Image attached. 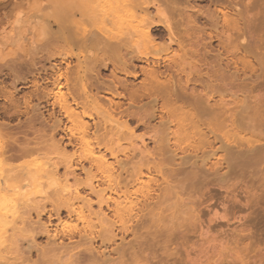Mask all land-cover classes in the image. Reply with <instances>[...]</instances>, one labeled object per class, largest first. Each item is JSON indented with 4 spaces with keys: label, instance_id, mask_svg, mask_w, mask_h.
<instances>
[{
    "label": "bare ground",
    "instance_id": "6f19581e",
    "mask_svg": "<svg viewBox=\"0 0 264 264\" xmlns=\"http://www.w3.org/2000/svg\"><path fill=\"white\" fill-rule=\"evenodd\" d=\"M108 1L101 2V6L90 12L100 22L121 27L118 35L111 34L110 28L101 35L97 32L82 36L75 32L67 35V40L75 49L87 53L88 49L95 48L90 57L87 58L89 53L86 55L85 62L79 60L80 54L85 56L82 51L77 54L73 51L54 52L50 56L60 57L67 67L72 57L78 60L72 71L66 69L61 72L58 69L53 83L57 90L50 92L55 96L52 108L58 107L59 112L74 126V129L73 126L66 129L67 143H64L63 137L56 140L62 119L55 117L50 134L45 130L38 131L33 139H27L26 143L34 142L36 147L25 145L21 151L19 144L20 150L10 156L11 159L21 158L41 150L44 143L50 142L52 149L63 158L54 164L45 180L43 176H34L32 171H26L27 174L19 170L23 178L20 174H6L9 170L2 167L6 151L0 148V258L3 255L5 259L8 258L5 264H179L181 260L175 259L171 247L181 238H187L188 243L189 234L193 233L194 236L191 230L196 226L198 228L197 220L206 212L201 210L203 205L196 200V194L202 191L200 188H210L208 182L216 176L220 181H227V185L230 179L226 175L233 170L234 164H238V168L239 165L254 167L256 164L259 167L264 160V138L258 137L264 135L260 133V128L264 126V113L258 108L261 102L257 103L258 106L253 104V97L248 101L255 106L244 102L246 105L242 106H246L245 109L240 107L242 116L252 118L250 124L249 118L242 117L245 122L248 121V125L243 127L244 121H240L241 114L237 111L240 119L237 124L242 122L241 127L235 122L231 125L229 119L237 115L235 110L239 105L235 107V99L232 110L230 100L218 101L215 98V94H220L221 98V92H224L223 97L227 92L224 85L230 84L227 83L230 76L226 74L229 61L224 54H219L220 51L212 56L211 50H207V39L202 37L204 30L196 32L200 26L195 14H204L201 9L197 11L191 5L196 0H150L146 6L143 4L146 2H143L140 11L144 15L138 23L123 14L129 9L127 5H121L120 0ZM233 2L237 4V0H210L215 6L221 5L215 10L223 14L226 24L230 23V17L228 9L226 11V6L223 8L222 5ZM252 4H249V8L254 7ZM216 13L206 15L212 24L219 19ZM57 27L61 29L60 24ZM133 35L139 38L133 39ZM174 47L178 48L179 53L174 52ZM47 51V48L41 50L44 53ZM175 54L176 58L173 56ZM110 65L113 67L112 78L105 80L102 70ZM120 75H124L125 79ZM140 76H143V80L139 85L127 80ZM62 78L69 90L66 95L61 91ZM240 89L244 90L245 87ZM50 93L45 94V99L51 98ZM25 103L30 106L29 101ZM252 106L253 114L250 112L249 116V112H246L244 115L245 111H252L249 110ZM229 108L232 114H229ZM31 109L34 113L40 111L39 104L31 106ZM91 112L98 115L103 113L106 119L89 123L85 118L92 119ZM236 118L232 119L236 121ZM156 119L159 125L154 126L148 134L154 146L148 149L144 139L146 135L134 137L135 129L151 128L152 121ZM229 122L232 130L225 131ZM134 123L136 127L132 125ZM237 126L241 129H236ZM2 129L3 125L0 124L1 145L6 137ZM257 130H260L259 133ZM90 134L95 136V147L89 151L90 165L86 167L84 162L87 161L75 151L68 155L66 148L78 147L86 142L84 139L89 138ZM122 140H127L129 148L117 151L116 146H121L118 142ZM136 140L142 141V146L137 147ZM185 143L187 145L182 147ZM95 148L98 155L94 154ZM222 152L225 154H219ZM120 153L124 159L120 158ZM215 156V160L210 162L211 157ZM225 165L226 171L223 173ZM242 166L240 168H244ZM60 167L64 169L62 176L59 175ZM248 171L253 172L254 168ZM254 175L260 176L258 173ZM145 178L148 179L147 184L144 183ZM205 181L208 186L203 184ZM149 182H153L154 186ZM220 218L228 220L224 215ZM211 219L209 222L213 221ZM38 239L44 240V245L37 243Z\"/></svg>",
    "mask_w": 264,
    "mask_h": 264
},
{
    "label": "rangeland",
    "instance_id": "374dc122",
    "mask_svg": "<svg viewBox=\"0 0 264 264\" xmlns=\"http://www.w3.org/2000/svg\"><path fill=\"white\" fill-rule=\"evenodd\" d=\"M106 1L105 0L102 1L101 0H0V122H1L0 124L3 125L2 130H4V132L6 133V137L4 136L5 139L3 138L1 142L3 145L0 144V148L3 147L2 150L6 151L5 158L3 157V166L1 165L2 163L0 164V166L4 167L3 168L4 170H6V168L9 170V172H7L6 174L10 173L8 175L16 176L18 174L22 175V173H27V172L30 173L32 171V173H34V176L37 177L43 176V180H45L46 174L47 173L50 174L49 171L53 169L54 164L58 163L63 158V156L58 155L56 151L52 149L53 147L50 145L51 144L50 142L44 143L41 147L42 149L38 150L37 152H33L34 154L31 153L26 156H21V158L18 159L17 158L11 159L10 156L12 153L14 154L16 153V151L18 152L20 150L18 147L19 144L20 147H22L21 151L23 150L25 145L27 146L30 145V147L31 146L34 147L35 146L34 142H30V144L26 142L27 139H33L38 131L42 132L43 130H45L47 134H50L52 132L51 127L53 125L55 117L57 119H62V125L61 128L58 130L56 140L60 139L61 137L65 138V133L67 131L66 129L73 126L72 123H70L64 117L63 113L59 112L60 110L58 107L52 108L51 103H53L54 101L53 99L55 98V96L53 95V93L50 92L52 91L56 92L55 90H57V88L54 86L53 83L55 82L54 80L57 78L56 75L58 69H61L62 70L61 72L63 71L65 72L66 69L72 71L75 69L78 60L75 57L74 58L70 57L71 59L68 60V62H70V66L67 67L65 63L61 62L60 57L55 56L56 58L55 57L50 58V56L54 52L62 53L66 51H73L75 54H77L82 51V49L78 50L71 46L70 41L67 40V35L69 34L78 33L76 35H79L80 33L81 35L79 36H82L86 34L91 35L93 32L94 33L97 32V34L99 33V35H101V33H103L105 29L110 28L112 31L111 34L118 35V32H121L122 29L121 27L119 26L117 27V25L112 26L110 24L100 22L98 19L93 18L90 12L91 9L101 6L102 5L101 2L107 3ZM109 1L112 2L113 0H109ZM120 1L119 2L121 3V5L125 4L127 5V7H129L127 12L126 13L123 12V14L126 15L127 18L135 19L136 23H138L139 18L144 15L140 11L141 4L143 2H146L143 3L144 6H146L148 1L150 0L147 1L120 0ZM257 1H259L260 3ZM249 4H252V6H254L253 7L254 9L249 8L251 7ZM191 5L195 6L197 8L196 9L197 11L198 9L199 11L201 9V13L205 14V15L204 14L200 15V13H197L195 15H197L198 17L197 21L199 20L197 22V25L200 26L199 28L198 27L196 28L197 30L196 32L199 33V30L200 31L204 30V32H202V37H204L205 40L207 39L206 42H208L209 45L207 50L209 49L211 50L212 56H215V54L217 55V53H219L220 51L219 54L221 55L224 54V56H226L229 61V68L228 69L226 68L227 73L226 72L225 73L228 74V76H230L228 77V81H227V83L230 84L226 85L225 83L224 85L220 83V85H224L225 88L227 87L226 89L227 92L224 90L227 94L225 93V96L223 97L222 95H224V92H221L222 94L221 98L219 97L220 94L219 96L218 94H215V98L216 100L222 99L220 101L230 100L229 102L232 104V105L230 104V107L232 106L234 107L235 104L233 99H235L236 101L235 103H237L235 107H237L238 105L239 106H238V110H235L236 112L234 111L235 114L237 115L236 116L232 115V118L233 119L234 117L238 118L239 114H241L240 115L241 120L239 118L238 119L236 118L237 120L234 121L235 119L233 120L232 118H229L233 120V122L230 120L231 125L234 122L237 124V122H239L238 120H240L242 122L244 121L245 125L243 126L242 122H240L241 125L239 123L237 125L241 127L242 126L245 127L246 125H248L246 123L248 122L247 119L249 117L242 116L243 110L241 111L240 107L245 103L247 105L249 104L257 105L259 101L261 103L262 102L264 103V72H263L264 71V65H263L264 64V0H249V1L243 0L242 2H240V0H237V4H235V2L231 4L230 3L223 4L222 7L224 8V6H226L225 7L226 11L228 9L227 11L228 18L230 17L229 24H226L224 22L223 14L215 10L220 8L221 5L215 6L210 3V0L192 1ZM246 9L248 12H246ZM151 11L153 13L155 12L153 9ZM117 12L119 13V11ZM213 12L214 13L217 12L216 16H218L219 18V19L216 18L217 20L215 19L216 20L215 23L213 21V24H215V26L211 23L212 21L208 19V17H206L207 14ZM59 24L62 30L59 27H57L59 26ZM58 28L60 30H58ZM242 34L243 37H241ZM210 37H211V42L209 41ZM137 38H139L137 37V35H133V39H137ZM43 48L48 49L47 53L41 52ZM174 48L176 50L178 49L177 47ZM88 50L87 53L82 51L85 56H82L83 54L79 55L80 61L85 62V59L90 57L91 53H94L95 48H91ZM176 50L174 52L179 53V51ZM173 56H175L176 58V54ZM33 59L35 60L34 63L32 62ZM171 59L173 60L174 57ZM251 63L254 66H252ZM250 65L253 67V69L249 68L251 67ZM261 65L263 66V68ZM53 68L55 70H53ZM112 69L113 67L110 65L109 68L102 70L103 73L102 78H104L105 80L107 78L108 80H111L112 75L110 77V74H112L113 71ZM235 69H237V71ZM256 75L259 76L257 77ZM120 76L122 79H125L124 75H120ZM243 77L244 78L247 77L248 79L246 78L245 80ZM127 80L129 82H133L134 84L139 85L143 80V76H140L137 79L127 78ZM183 80L182 82H184ZM242 81L245 82L244 83L245 85H243ZM238 82H240L241 84ZM61 83L63 84L61 87V91L64 92L66 95V93L69 90L68 88H66L67 86L65 85L64 78L61 79ZM224 86H222V88ZM237 86L239 89L237 88ZM241 86L245 87L244 89L246 91L245 93H242V91L244 92V90L240 89L242 88ZM231 87H233L234 89H232ZM47 92L50 93L51 95L50 99H45V94ZM249 95L252 96L249 97ZM249 98L250 99L252 98L251 102L253 104L249 102L250 101ZM26 101L30 102L29 107L26 105L25 103ZM261 103H258V105L260 106L258 108L260 110H263L262 113H264V104ZM38 104L40 111L34 113L31 109V106L33 107ZM253 106L250 107L249 110H252ZM233 107L231 108L232 110H234ZM245 107L246 106H244L243 108L245 109ZM231 109L229 114H232ZM237 111L239 112V114ZM246 112H249L247 113L249 116H250V112L251 114H253L252 113L253 110L245 111L243 114L245 115ZM230 116L231 115H229V117ZM92 117L94 118V119L92 118L93 120L91 118H85V120H88L89 123H94L96 121L98 122L101 119L102 120L106 119L105 118L106 115H104L103 113L102 115L101 114L98 115L93 112ZM242 117L247 118L246 119L247 122H245V119L243 118L244 119L243 120ZM249 121L250 122L248 123L251 124V119ZM152 122L153 123L151 124L152 125L151 128H147V129L142 127L139 129L136 128L134 134V137H140L146 135L144 139H145V143L150 147V148L148 147V149H151L154 146L153 142H151L150 139L148 138V134H150L149 132L153 130L154 126L157 127L159 125L158 119ZM230 122L227 123V125L229 124L230 128L227 127L228 129L226 130L224 129L225 131L229 129L230 131L232 130L230 126ZM236 124H234V127L236 126ZM132 125L135 127L137 126L135 123ZM31 126L33 129L30 128ZM238 126L236 129L240 130L241 128ZM234 127L232 126V128ZM72 128L74 129V126ZM261 128H260L261 131L257 130L256 132L259 133L258 131H260V133L262 132L264 133V126L262 129ZM224 130L223 132H225ZM91 134L89 136L92 137L93 139L90 137L89 138L86 137L87 139H84L86 140L87 145L86 142L84 141L83 143L81 142L82 144L79 145L78 147L72 148L71 146H69L66 148L67 151L66 153L68 155L73 154L75 151L76 154H78V156H80L84 161H87L86 163L84 162V165L86 167H89L90 165L88 158L91 157L90 155L91 153H89V151L93 147H95L93 145V143H95L94 140L95 136H91ZM258 137L264 138V135L261 134V136ZM90 140H92V142ZM67 141L68 140L65 138L64 143L66 144ZM16 143L18 144L15 146ZM118 143L121 144V146L119 147L116 146L117 151L121 150L122 152V148L125 147L129 148L128 147L129 143L127 142V140L126 141L124 140L123 142L119 141ZM136 143H137L136 144L137 147L142 146V141L136 140ZM88 144H90L91 147ZM218 144L220 145L219 141ZM218 144L217 146H219ZM186 145L187 144L185 143L182 145V147H185ZM46 146H48V149ZM13 147H15V149L17 148L18 150L17 149L15 150ZM97 151H98L97 148H95V153H94L95 155L97 154ZM219 154L224 155L225 153L222 152ZM199 155H202V153ZM216 157L217 156H215L214 158L211 157L210 162L214 161ZM120 158L124 159L121 153H120ZM259 164H261V162ZM237 165L238 164H234L233 170L229 172L228 176L226 175L227 179L228 180L230 179L227 185H226L227 181L225 180L220 181L219 176H216L217 178L213 176L215 177L216 179L215 180L211 175L213 180L212 179H210V181L209 179L207 180L209 181L208 183L210 184L209 186L210 188L204 187L205 189L204 191V189H202V187L200 186L201 187L200 189L203 192L199 189L201 192L200 193L198 192L199 196L198 194H196L197 195L196 200H199V204L203 205L201 210L203 211L205 210L207 213L204 211L205 213H202L204 215L203 216L201 215L200 218L201 220L200 219L197 220V222L199 221L198 228L196 229L197 227L196 226L194 230H191V232H194V236L192 235L193 233H190L188 236L190 237V239H188V243L190 242L193 243L188 244L186 241L187 238L186 240L181 238L176 243L177 246L174 245L171 247V249H173V253L175 254V259L178 261L179 260L182 261V262L179 261L180 263L182 264H264V160L262 161V164L259 167H257L258 166L257 164H256L257 166L255 165L256 167L255 166L253 167V165H247L246 167L239 165V168L241 166L244 167L239 169ZM223 167L224 168L222 169V172L224 173L226 171L225 168L226 165ZM236 167L237 169L235 170ZM250 168L252 169V171L253 168L254 171L257 169L258 170L257 172L250 171L253 174L252 175L249 171L247 172V169L251 170ZM261 169H263V172H261L262 171ZM19 170H21L22 173ZM240 171L243 175L241 173L240 174L238 173ZM63 173H64V169L60 167L59 175L62 176ZM257 173L260 176L254 175ZM27 174H24V176L31 175V174L29 175ZM234 174L236 175L234 176ZM238 174L239 176H237ZM231 176L233 177L231 178ZM218 179L220 182L217 181ZM147 181L148 179L145 178L144 183L146 182L147 184L148 183ZM207 181H205L203 184L208 186V183L206 184ZM212 181H214V184ZM149 183L151 184V186H154L153 182H149ZM217 183H219L220 185ZM223 184L225 185V187L223 186ZM202 193L203 194L205 193V195H202V197H200L201 196L200 194ZM203 197L204 198L207 197V198L203 199ZM200 199L201 200L203 199L202 200L203 203H201ZM226 212H229L230 214ZM222 215L227 216L228 220L225 221V219H221L220 217ZM210 218L213 219L212 222H209ZM34 219L35 217L33 218V220ZM195 229L197 230V232H195L196 231ZM191 235L193 236L192 239H191ZM182 240H184V242ZM38 242L43 244L45 241L38 239L37 243ZM181 243L182 245H180ZM19 244L21 245V242ZM179 245L182 247L180 248ZM188 245H190V247ZM186 246L189 249L186 248ZM192 247L193 249H190ZM189 252L191 253L190 257L186 256L190 254ZM177 254L179 256H177ZM3 256L6 258L5 255ZM3 256L2 259L0 258L1 259L0 263L3 262L5 264L8 258L5 259ZM178 257L181 259H178ZM3 258L5 260H3Z\"/></svg>",
    "mask_w": 264,
    "mask_h": 264
}]
</instances>
